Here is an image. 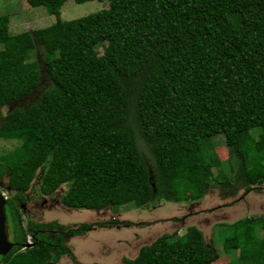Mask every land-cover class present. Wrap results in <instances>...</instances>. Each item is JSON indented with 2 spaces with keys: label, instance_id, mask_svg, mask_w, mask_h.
<instances>
[{
  "label": "trees",
  "instance_id": "16d2710c",
  "mask_svg": "<svg viewBox=\"0 0 264 264\" xmlns=\"http://www.w3.org/2000/svg\"><path fill=\"white\" fill-rule=\"evenodd\" d=\"M25 1L55 20L10 33L9 15L0 13V108L36 90L42 76L47 84L32 102L0 111V139L16 141L0 152L12 243L0 264L72 257L65 234L128 223L84 222L64 233L53 221L22 225L19 203L37 170L40 194L63 184L61 204L94 210L109 203L114 188L142 207L153 199L197 200L214 185L233 194L264 183V150L249 134L258 128L264 135V0H107L67 20L58 15L65 0ZM98 43L105 44L101 54ZM37 47L45 51L42 71L26 69ZM217 134L227 174L211 149ZM229 230L222 248L237 257L224 264H264V216H244ZM26 234L32 244L22 248ZM171 236H157L124 261L211 264L217 257L195 225Z\"/></svg>",
  "mask_w": 264,
  "mask_h": 264
},
{
  "label": "rangeland",
  "instance_id": "374dc122",
  "mask_svg": "<svg viewBox=\"0 0 264 264\" xmlns=\"http://www.w3.org/2000/svg\"><path fill=\"white\" fill-rule=\"evenodd\" d=\"M106 5L107 0H91L81 3L65 0L59 8L58 15L60 19H72L105 8ZM2 12L9 15L10 33L43 27L55 20V16L46 13L41 5L33 7L25 0H0V13ZM104 45L103 43L95 45L98 54L104 51ZM0 51L2 54L6 53L1 46ZM44 52L42 47L35 48L29 53L24 67L32 69L37 66L42 71ZM46 85V78L42 76L41 83L36 90L15 102L2 106L0 111L4 113L7 107L24 106L32 102ZM249 134L258 147L264 150L262 132L254 128L249 131ZM15 144L16 141L12 138L0 139V152L11 149ZM210 145L219 159L221 171L227 174L223 136L220 134L212 136ZM140 149L144 153V149L142 147ZM212 172L215 174V169H212ZM39 176L40 170H37L25 191L26 200L20 205L22 225L28 219L35 222L53 221L65 228L84 222H104L110 218L128 222L116 225H93L83 233L67 237L66 243L72 257L64 254L57 261L49 264H127L124 258L134 257L141 245L149 243L163 233L172 234L170 238H175L188 225L197 226L202 232L204 244L210 242L213 245L217 257L210 263L224 264L237 257L236 249L225 251L222 248L223 237L231 233L229 223L244 216H264V183L253 187L248 192L237 186L233 194H228L211 181L210 185L214 186H209L207 192L197 200L177 202L153 199L142 207L134 206L132 193L121 190L123 197H120L118 196L120 190L114 188V195L109 203L102 209L94 210L61 205L59 195L65 188L63 184L55 193L41 197L38 190ZM4 184L3 179L2 185ZM2 192L7 195L3 186ZM42 199L45 201L41 202ZM46 232L47 236L53 237L56 233L55 231ZM257 232L260 234L261 229Z\"/></svg>",
  "mask_w": 264,
  "mask_h": 264
},
{
  "label": "water",
  "instance_id": "95a60500",
  "mask_svg": "<svg viewBox=\"0 0 264 264\" xmlns=\"http://www.w3.org/2000/svg\"><path fill=\"white\" fill-rule=\"evenodd\" d=\"M2 186V181L0 180V187ZM6 202L4 195L0 192V255L7 253L12 243L8 240L5 233V215L3 211V206Z\"/></svg>",
  "mask_w": 264,
  "mask_h": 264
},
{
  "label": "clouds",
  "instance_id": "9594fccd",
  "mask_svg": "<svg viewBox=\"0 0 264 264\" xmlns=\"http://www.w3.org/2000/svg\"><path fill=\"white\" fill-rule=\"evenodd\" d=\"M2 181V180H1ZM3 186V188L7 191V195L9 194V189H8V186H7V184H4V185H2ZM2 186L0 187V192L2 193V195H4V193L2 192ZM58 189H60V187L58 188ZM56 191H54V193H55ZM62 192V191H61ZM61 192H60V194H61ZM51 194V193H50ZM50 194H48V195H50ZM7 195H4V197H5V199H6V197H7ZM24 195H25V192H24ZM41 196H46V195H42L41 194ZM60 196V195H59ZM59 202H60V200H59ZM21 203H23V202H21ZM60 204H61V202H60ZM61 205H63V204H61ZM64 206V205H63ZM66 207V206H65ZM29 236V234H26L25 235V243L23 244V246H22V248H24V245L26 244V236ZM30 237V236H29ZM31 238V237H30ZM32 244V243H31ZM67 245V244H66ZM31 246V245H30ZM30 246H25V247H30ZM68 246V245H67ZM69 248V247H68Z\"/></svg>",
  "mask_w": 264,
  "mask_h": 264
},
{
  "label": "flooded vegetation",
  "instance_id": "af4514ba",
  "mask_svg": "<svg viewBox=\"0 0 264 264\" xmlns=\"http://www.w3.org/2000/svg\"><path fill=\"white\" fill-rule=\"evenodd\" d=\"M41 197H43V196H41ZM25 200H26V197H25V199L23 200V202H24ZM42 201H45V199H42L41 202H42ZM21 204H22V203H19V206H20ZM70 228H72V227L63 228V230H58V231L61 232V233H62V232L64 233L67 229H70ZM46 231H52V232H53L54 230H53V229H45L44 232L47 234ZM71 236H73V235L65 234L64 237H65V239H66V242H67V240H68L67 237H71ZM66 244H67V243H66Z\"/></svg>",
  "mask_w": 264,
  "mask_h": 264
},
{
  "label": "built area",
  "instance_id": "2783aa9c",
  "mask_svg": "<svg viewBox=\"0 0 264 264\" xmlns=\"http://www.w3.org/2000/svg\"><path fill=\"white\" fill-rule=\"evenodd\" d=\"M31 245V238L27 235L26 236V244L24 245L25 246H30Z\"/></svg>",
  "mask_w": 264,
  "mask_h": 264
}]
</instances>
